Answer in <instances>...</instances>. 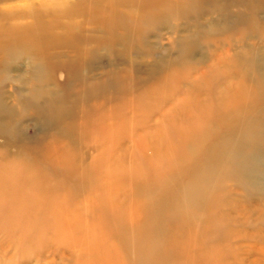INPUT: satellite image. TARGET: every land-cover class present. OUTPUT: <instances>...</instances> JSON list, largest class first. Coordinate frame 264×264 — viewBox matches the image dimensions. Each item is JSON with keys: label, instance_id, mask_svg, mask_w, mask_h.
Listing matches in <instances>:
<instances>
[{"label": "rangeland", "instance_id": "1", "mask_svg": "<svg viewBox=\"0 0 264 264\" xmlns=\"http://www.w3.org/2000/svg\"><path fill=\"white\" fill-rule=\"evenodd\" d=\"M14 6L0 264H264V0Z\"/></svg>", "mask_w": 264, "mask_h": 264}, {"label": "bare ground", "instance_id": "2", "mask_svg": "<svg viewBox=\"0 0 264 264\" xmlns=\"http://www.w3.org/2000/svg\"><path fill=\"white\" fill-rule=\"evenodd\" d=\"M6 4H7V2H5ZM12 4H13V2H12ZM6 8H8V7H6ZM1 12H0V16H4L5 17V13H8L7 15V17H11V15L12 14H14L16 11H17V7H15L14 6V8H8V10L6 9H4V8H2L1 10H0ZM6 11V12H5ZM7 11H9V12H7ZM3 32V31H2ZM4 34H6V36L5 35H3V34H1L0 33V37H1V39L3 40V41H5L7 38H4V37H7V36H13V34L12 33H14L11 29H6V31L5 32H3ZM1 41V40H0ZM0 42V49L1 50H3V49H5V44H2V43H4V42ZM11 45L12 44H10V45H8L7 47H11ZM16 45V44H15ZM33 58V57H32ZM40 89H42V88H40ZM39 94H42V93H39ZM38 94V95H39ZM45 95V94H44ZM48 95V94H47ZM6 160V159H5ZM11 161V160H10ZM10 161L9 160H7V161H0V169H3V170H6L7 171V173L8 174H15V172H16V168H17V166L16 165H14V164H12V163H10ZM10 169V170H9ZM20 171V170H19ZM7 174V175H8ZM17 175H20V174H18L17 173ZM133 215V214H132ZM131 215V216H132ZM90 247H92V244L90 245ZM95 247H97V246H95ZM91 253V252H90ZM94 257V256H93ZM92 257V258H93ZM96 257V256H95ZM100 260V259H99Z\"/></svg>", "mask_w": 264, "mask_h": 264}]
</instances>
